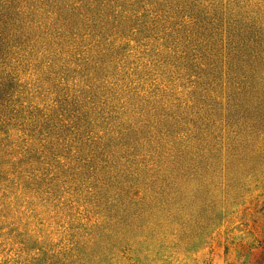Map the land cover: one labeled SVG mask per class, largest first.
Here are the masks:
<instances>
[{
    "label": "rangeland",
    "instance_id": "rangeland-1",
    "mask_svg": "<svg viewBox=\"0 0 264 264\" xmlns=\"http://www.w3.org/2000/svg\"><path fill=\"white\" fill-rule=\"evenodd\" d=\"M0 264H264V0H0Z\"/></svg>",
    "mask_w": 264,
    "mask_h": 264
}]
</instances>
